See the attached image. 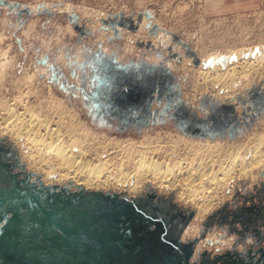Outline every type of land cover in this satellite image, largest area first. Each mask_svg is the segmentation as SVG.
Wrapping results in <instances>:
<instances>
[{
  "label": "rangeland",
  "instance_id": "1",
  "mask_svg": "<svg viewBox=\"0 0 264 264\" xmlns=\"http://www.w3.org/2000/svg\"><path fill=\"white\" fill-rule=\"evenodd\" d=\"M221 55L228 58L224 65L219 62L222 67L234 59L243 64L245 56L248 61L264 56V0H0L2 157L13 172L22 176L27 171L28 180L37 184L138 193L146 181L136 189L133 180L124 185L111 178L114 165H106L102 180L93 184L46 176L30 166L28 143L15 140L9 125L4 127L7 109L21 112L30 104L34 112L50 114L51 122L61 117L62 127L69 124L70 114L75 115L78 125L100 143L86 154L94 163L95 153L103 149L120 161L129 149L119 148H128L129 142L135 147L163 143L164 152L155 154L159 159L165 157V147L174 141L182 147L189 138L242 143L247 135L264 130V61L246 72L236 67V75L245 73L244 83L234 93L221 95L222 80L215 81L211 64L204 62ZM135 86L146 94L140 102H113L114 93ZM196 126L202 134L192 132ZM253 173H235L225 188L210 187L207 195L217 191L219 196L213 195L199 221L194 215L197 203L188 193L192 186L182 188L181 180L169 186L147 181L193 211L181 233L182 241L196 239L191 261L203 251L213 257L230 250L243 264L259 256L264 222L254 224L250 218L258 211L264 216V171ZM219 240L230 243L219 249Z\"/></svg>",
  "mask_w": 264,
  "mask_h": 264
},
{
  "label": "water",
  "instance_id": "2",
  "mask_svg": "<svg viewBox=\"0 0 264 264\" xmlns=\"http://www.w3.org/2000/svg\"><path fill=\"white\" fill-rule=\"evenodd\" d=\"M227 59L217 57L223 65ZM145 95L135 86L111 98L129 105ZM192 132L203 131L196 126ZM10 166L0 150V264L244 263L230 250L213 257L203 251L191 261L196 239L182 241L181 233L193 211L178 204L171 193L151 190L127 196L81 186L41 185L28 180L29 172L19 176ZM262 259L264 247L249 264Z\"/></svg>",
  "mask_w": 264,
  "mask_h": 264
},
{
  "label": "bare ground",
  "instance_id": "3",
  "mask_svg": "<svg viewBox=\"0 0 264 264\" xmlns=\"http://www.w3.org/2000/svg\"><path fill=\"white\" fill-rule=\"evenodd\" d=\"M260 50H262V47H260ZM238 52L243 55L246 53L242 50ZM263 57L262 55H258L256 57L258 58L257 61H252V59L248 61V57L245 56L247 60H242L243 64L237 61V59H229L230 61H228L224 67L220 65L221 62L219 63V61L213 59L212 63L210 62L211 67L209 68L215 73H212L215 81L222 80L219 85L220 89L217 86V90H220L221 95L230 92L234 93V91L240 88L242 83H244L242 80L245 73L236 75L235 72L239 71L236 67H241L243 69L242 71L246 72L248 68H254L255 64L258 65L261 63L260 65H262L264 61ZM206 71H209L208 68ZM211 84L213 83H210V85ZM57 107L59 110H61V108L62 110L64 109V107L61 106ZM23 108L21 112H17L18 110L16 111L13 107L7 109V118L5 117L6 125H2L7 128L9 125L8 129L11 131V134L14 135L13 137L15 140L18 141L24 138L25 142L28 143L26 155L30 166L42 169L46 176L57 174L59 178L63 179L72 177L74 183L79 184H93L98 182L100 177L102 180L103 169L106 165H109V168L114 165L113 168L115 171L113 176L109 174L112 176L111 178H115L116 181H121L123 184V181L127 182V180H133L131 181L133 183V188L142 185L145 181H154L158 184L167 186V183L174 185L176 183L178 184V181L181 180L182 183H179L182 185L180 186L184 184L182 188H187L189 187L188 185H190V187L192 186L188 193H191L190 199L197 203L194 215L195 219H198V221L204 216L208 209H210L213 195L216 194L217 196L218 193L216 191V193L207 195L206 191H210L212 187L219 188L221 186L225 188V186H228L227 184L234 179L236 176L235 173L239 175H248L251 173L253 175V170L264 171V130L250 136L247 135L245 140H243L245 142L242 143L233 140L223 144L224 142L219 139L189 138L183 143L182 147H179V143L174 141L170 148L165 147L166 153L164 154L166 155L161 159L155 157V154L163 150V143H156V145L148 142L144 147H138V144L136 145L137 147H135L129 142L127 143L129 146L128 148L126 145L119 148L122 150L129 149V153L124 158H121L120 161L118 159V162L113 161L114 159L108 156L110 152L103 149L100 153H95L97 155L95 157L97 162L95 161L96 163H94L92 162L94 157L87 158L86 154L90 150L89 147H92L94 144H96L94 145L95 147H98L99 145H97V143L99 141H95L96 139L93 135L91 136L85 128L83 129V127L81 128L80 125H78V119L76 121L75 115L72 116V114H70L69 124L66 123V126L62 127L63 124L61 123L60 116L63 115L60 113L61 115H58L60 119H56V121H59L58 123L55 122L57 126L54 127L51 125L53 121L51 122L52 117L50 114L42 115L34 112V107L30 104L25 105ZM64 120L66 119L64 118ZM241 141L242 140H240V142ZM180 148H183L184 151L182 152ZM117 151L116 154L121 152L117 153ZM88 154L90 153L88 152ZM116 154L114 156H116ZM120 156H122V154ZM90 158H92V160ZM107 168L108 167H106L105 170ZM105 178L107 179V177ZM137 183H140V185H136ZM115 184H117V182ZM180 191L179 194L182 195L183 190ZM229 243L230 242L227 240H219L217 247L220 249Z\"/></svg>",
  "mask_w": 264,
  "mask_h": 264
},
{
  "label": "built area",
  "instance_id": "4",
  "mask_svg": "<svg viewBox=\"0 0 264 264\" xmlns=\"http://www.w3.org/2000/svg\"><path fill=\"white\" fill-rule=\"evenodd\" d=\"M154 191V192H156V193H158V194H163V195H168V194H170V193H168V194H165V193H159V191H157L156 189H155V187L153 186V187H151L150 186V184L148 183V182H146L145 183V189L144 190H142V191H140L139 190V192L138 193H135V194H139V193H143V192H145V191ZM125 194V193H124ZM135 194H126L127 196H131V195H135ZM173 197V196H172ZM178 203V202H177ZM178 204H180V203H178ZM181 205V204H180ZM181 206H183V205H181Z\"/></svg>",
  "mask_w": 264,
  "mask_h": 264
},
{
  "label": "flooded vegetation",
  "instance_id": "5",
  "mask_svg": "<svg viewBox=\"0 0 264 264\" xmlns=\"http://www.w3.org/2000/svg\"><path fill=\"white\" fill-rule=\"evenodd\" d=\"M254 205V204H253ZM259 205L257 206V209H259ZM258 213H259V215H257V214H253L252 215V217L250 218L251 219V221H252V223H258L259 222V220H261V221H263L264 222V216L262 215V217L260 216V214H261V212H259L258 211ZM260 221V222H261Z\"/></svg>",
  "mask_w": 264,
  "mask_h": 264
},
{
  "label": "crops",
  "instance_id": "6",
  "mask_svg": "<svg viewBox=\"0 0 264 264\" xmlns=\"http://www.w3.org/2000/svg\"><path fill=\"white\" fill-rule=\"evenodd\" d=\"M249 1H252V0H249ZM249 4H251V3L246 2V5H249ZM252 4H253V3H252Z\"/></svg>",
  "mask_w": 264,
  "mask_h": 264
}]
</instances>
